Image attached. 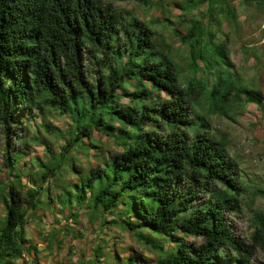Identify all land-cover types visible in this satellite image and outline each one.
<instances>
[{
  "label": "trees",
  "instance_id": "16d2710c",
  "mask_svg": "<svg viewBox=\"0 0 264 264\" xmlns=\"http://www.w3.org/2000/svg\"><path fill=\"white\" fill-rule=\"evenodd\" d=\"M137 1L150 5L155 0ZM126 12L112 0H0L5 165L14 173L25 155L14 149L23 126L17 111L30 118L56 112L70 119L71 128L63 131L42 121L37 131L43 127L47 137L38 132L30 137L52 159L36 158L45 169L42 183L62 169L72 149L95 146L97 165L77 181L64 182L65 202L89 208L104 228L129 230L158 251L148 261L133 252L126 257L129 264H256L257 251L264 252V214L253 211L250 241L234 232L227 213L243 202L246 183L228 151V138L211 130L209 116L233 119L243 103H254L264 113L261 92L232 72L226 44L208 37L201 23L181 37L191 46L192 68L198 70L210 53L218 78L211 88L196 77L183 83L169 49L157 44L156 29ZM124 95L133 103H123ZM204 95L210 99L207 113L198 104ZM94 135H105L118 150L106 153ZM51 138L65 140L61 151L50 147ZM20 177L16 172L6 184L0 181L6 212L0 217V264H43L28 234L43 185L35 176L34 183L22 185ZM190 235L203 241L192 244Z\"/></svg>",
  "mask_w": 264,
  "mask_h": 264
},
{
  "label": "rangeland",
  "instance_id": "374dc122",
  "mask_svg": "<svg viewBox=\"0 0 264 264\" xmlns=\"http://www.w3.org/2000/svg\"><path fill=\"white\" fill-rule=\"evenodd\" d=\"M112 1L118 8L127 11L126 15H137L156 29V42L161 49H169L183 83L196 77L207 81L211 88L218 78L219 66L210 67L213 61L210 53H207V59L200 60V68L194 70L191 66V46L181 37L189 26L201 23L208 37L213 35L215 42L226 44L232 72L242 82L255 83L264 100V0H155L150 5L137 0ZM135 89L136 85L129 88L130 91ZM157 95L155 92L153 96ZM160 95L163 99L166 97L164 93ZM121 101L133 103L130 95H124ZM198 104L202 106L199 109L207 113L210 99L204 95ZM16 115L23 126L17 130L14 149L24 151L25 155L19 158L17 170L10 173L4 162L6 138L0 127V181L2 185L6 184L17 172L21 175L18 180L20 184L34 183L32 179L35 176L38 183L43 185L36 216L28 228L29 236L38 245L42 263L129 264L126 257L133 252L143 258L145 256L146 261L156 258L158 251L144 246L129 230L110 224L104 228L102 220L89 208H80L74 201L65 202V190H62L64 182L68 179L77 181L81 174L97 165L95 146L72 149L62 161V169L50 174L49 179L42 183L40 176L45 169L39 167L36 158L44 162L52 159L47 155L44 145L30 137L34 132H38L42 139L47 137L48 132L43 127L37 131L42 121H50L59 130L66 131L71 128L70 119L56 112L30 118L18 110ZM233 117L209 116L210 127L216 135L224 134L228 138V151L239 162L241 176L246 183L243 202L231 213H227V216L234 232L250 241L253 211L259 210L264 214V113L254 103H243L233 112ZM93 139L106 148V153L118 150L105 135H94ZM49 143L57 153L61 151L65 140L51 138ZM202 196L208 197L206 194ZM75 210L79 216L73 217ZM5 213L1 203L0 217ZM111 219L108 215L107 221ZM58 222L63 225L61 230L56 226ZM187 239L192 244L203 241L197 235H190ZM169 244L166 243L167 246ZM97 250L100 257H97ZM255 260L256 264H264V252L258 250ZM136 263L143 264L138 261Z\"/></svg>",
  "mask_w": 264,
  "mask_h": 264
}]
</instances>
